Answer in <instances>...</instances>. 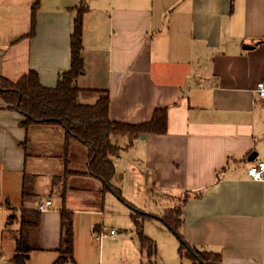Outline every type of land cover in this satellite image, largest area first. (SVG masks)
<instances>
[{
    "label": "crops",
    "instance_id": "obj_1",
    "mask_svg": "<svg viewBox=\"0 0 264 264\" xmlns=\"http://www.w3.org/2000/svg\"><path fill=\"white\" fill-rule=\"evenodd\" d=\"M36 2L35 34L29 37ZM82 5L88 11L79 88L107 90L116 122L141 124L156 109H168L166 134L135 139L114 159L113 185L158 217L173 207V198H187L181 234L193 249L221 254L222 264H264V182L248 176L251 165L264 162V97L256 89L264 82V0H0L1 11L16 22L0 42V75L15 82L34 69L44 86L54 87L70 68V38ZM23 18L25 26L18 25ZM24 121L0 98V209L17 205L22 216L52 202L32 230L40 250L31 252V264L61 257V210L72 212L75 264H95L98 236L117 239L105 227L104 209L121 220L128 209L87 175L88 152L76 140L67 165L75 174L61 180L64 130L25 129ZM112 142L125 147L129 139L113 136ZM134 186L143 194L141 206ZM160 200L167 209H155ZM146 233L155 238L150 226ZM107 236L99 241L101 257Z\"/></svg>",
    "mask_w": 264,
    "mask_h": 264
},
{
    "label": "trees",
    "instance_id": "obj_2",
    "mask_svg": "<svg viewBox=\"0 0 264 264\" xmlns=\"http://www.w3.org/2000/svg\"><path fill=\"white\" fill-rule=\"evenodd\" d=\"M38 3L32 7L31 31L29 37L35 34ZM77 16L74 22L73 32L70 38V68L62 72L54 87H47L41 83L39 73L30 69L17 81H11L0 75V98L5 101L8 108L19 112L24 116L22 126L28 129L32 126L61 127L65 133L64 161L65 173L68 172V155L72 140L80 142L88 152L87 175L101 181L104 190H113L123 203L131 209V218L135 232L139 239L142 256L149 260L148 264H155L153 258L157 254V245L154 240L144 233V223L147 220L157 219L161 221L171 232L178 235L180 241L179 254L181 257L190 258L194 264H222V256L219 253L197 251L184 239L181 234L183 225V205L175 211L168 208L160 217L147 214L133 204L127 202L122 191L113 185L116 177L114 159L124 151L130 149L135 139L146 135H164L168 132V109H156L152 119L141 124L112 121L109 116L110 95L107 90L81 89L78 79L85 74L83 57V20L88 11L87 5L77 8ZM97 97L94 104L83 102L85 97ZM113 136H127L129 139L125 147H120L112 142ZM30 186L24 183L23 197L29 194ZM63 197L65 195L63 194ZM175 211V213H174ZM177 215V216H176ZM40 212L26 210L21 216L19 238L16 241L15 254L11 264H28L30 254L38 251V245L31 243L33 229H38ZM62 240L59 253H65L75 264L73 213L62 209ZM11 219V218H10ZM10 221V220H9ZM11 222V221H10ZM97 230V228H95ZM194 252L196 255H194ZM60 258L54 264H63ZM142 264H144L142 262Z\"/></svg>",
    "mask_w": 264,
    "mask_h": 264
},
{
    "label": "rangeland",
    "instance_id": "obj_3",
    "mask_svg": "<svg viewBox=\"0 0 264 264\" xmlns=\"http://www.w3.org/2000/svg\"><path fill=\"white\" fill-rule=\"evenodd\" d=\"M23 21H24L23 23L21 20V23L19 22L17 24L20 26H25L26 22L24 18ZM15 24L16 22L14 23L11 18L9 19V16L4 14L0 9V26H2L0 27L1 43L4 42V38L6 37L8 38L9 33L12 31L9 26H16ZM74 174H75L74 172L68 171L67 173L64 174V176H62V178L60 177V179L61 180L63 178L65 179L68 176ZM130 190L134 192L135 200L138 202L139 206H141V202L144 200V197L140 189L136 190V186H134ZM144 195H146V193H144ZM52 197L55 198L56 194H53ZM31 198L36 199L37 201L39 196H32ZM184 198L185 197L172 199V203H173L172 206L175 211H177L182 206ZM127 202H129V200H127ZM4 203L5 202H3L2 204L4 205ZM129 203L133 204L132 202ZM164 204L165 201L160 200L156 206L154 205L155 209L157 211H161V209L163 208L167 209L165 208ZM124 205L128 209V217L127 219L124 220H121L118 217L119 215L118 212L112 210L111 207H110L111 211H109L108 208L104 209L105 227L107 228V230L113 229L117 234V239L107 236L101 241L102 242L101 244H103L104 241L106 243V250L104 251L103 249L100 250L101 252L103 251L102 257L98 253V249L100 247L99 241L101 239L95 241V246H96L95 264H141V260L144 262V264L149 263V260L146 258V256H144V258L141 257L142 251L141 249H139V245H140L139 239L135 232V227L134 224L132 223L133 221H131L132 218H130L131 209L126 203H124ZM1 206L2 205L0 204V208ZM17 207H18L17 205L13 206L10 204L7 207L8 209L7 208H5L4 210L0 209V262H2L3 264H11V259L15 254L16 241L19 238V230L21 227V216L18 214L21 212L17 210ZM13 215L16 217L14 218ZM149 226L155 238L153 237L151 238L148 235H146L148 234L146 233V228ZM162 232H167V233H162ZM144 233H146L145 235L147 237L154 240L157 245V254L155 258H153L155 264H194V262L190 258L184 259V257L180 256L178 251L180 248V241L178 237L174 235L161 221L157 223L156 221L147 220L144 223ZM164 234H168V235H164ZM166 236H172L171 238H173L172 240H174V244L170 243V241H168ZM124 239L126 240L123 241ZM32 242L33 241L31 239V243ZM34 243L35 241L32 243V245ZM68 260H69V256L65 253H62L60 257V261L67 262Z\"/></svg>",
    "mask_w": 264,
    "mask_h": 264
},
{
    "label": "built area",
    "instance_id": "obj_4",
    "mask_svg": "<svg viewBox=\"0 0 264 264\" xmlns=\"http://www.w3.org/2000/svg\"><path fill=\"white\" fill-rule=\"evenodd\" d=\"M256 89L261 97H264V82H259L256 86ZM248 176L251 180L256 182H264V162H259L257 164H253L248 168ZM50 207H52L51 201H46L43 204H40L38 210L40 212L47 211ZM111 236L116 235L115 231H110ZM107 236V234H100L97 239H102Z\"/></svg>",
    "mask_w": 264,
    "mask_h": 264
},
{
    "label": "water",
    "instance_id": "obj_5",
    "mask_svg": "<svg viewBox=\"0 0 264 264\" xmlns=\"http://www.w3.org/2000/svg\"><path fill=\"white\" fill-rule=\"evenodd\" d=\"M144 137H145V136L143 135V136H141L140 138H141V139H144ZM111 192H112V194H114L118 199H120L119 196L116 195V193H115L113 190H111ZM168 228H169V227H168ZM172 233L178 237V235H177L176 232L172 231ZM192 253H193L194 255H196L194 252H192ZM196 256H197V255H196Z\"/></svg>",
    "mask_w": 264,
    "mask_h": 264
}]
</instances>
